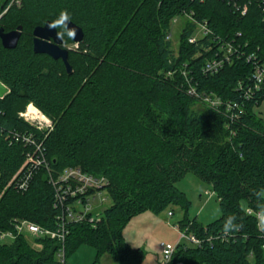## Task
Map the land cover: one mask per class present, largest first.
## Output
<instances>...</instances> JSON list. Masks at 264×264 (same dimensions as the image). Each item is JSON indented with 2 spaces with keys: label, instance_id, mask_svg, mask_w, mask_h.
<instances>
[{
  "label": "trees",
  "instance_id": "1",
  "mask_svg": "<svg viewBox=\"0 0 264 264\" xmlns=\"http://www.w3.org/2000/svg\"><path fill=\"white\" fill-rule=\"evenodd\" d=\"M244 4L242 15L236 7ZM0 5V28L22 26L15 48L0 43V82L8 88L0 98V230L9 229L13 219L52 229L60 210L44 168L24 191L9 184L27 150L9 137L13 131L33 132L43 139L53 174L75 166L108 180L109 206L95 227L68 226L65 258L87 244L96 258L108 253L119 264H140L144 251L125 242V224L146 211L185 209L188 202L175 183L190 172L210 186L220 215L205 225L185 216L177 228L201 243L178 242L169 264H264V230L254 214L264 213V119L254 112L264 85L248 100L238 89L253 70L245 56L264 62L260 0H0ZM184 14L205 22L211 33L189 43L195 25L186 19L174 49L168 38L172 20ZM63 19L81 27L79 43L72 42ZM46 21L54 24L62 47L76 46L68 50L70 74L60 59L32 51V30ZM223 42L241 56L204 74L205 61ZM189 86L222 100L243 99L242 110L232 122L223 108L201 104L198 111ZM29 103L50 119L46 134L18 118ZM229 219L234 227L225 230ZM57 247L56 240L21 235L0 243V264H58Z\"/></svg>",
  "mask_w": 264,
  "mask_h": 264
},
{
  "label": "built area",
  "instance_id": "2",
  "mask_svg": "<svg viewBox=\"0 0 264 264\" xmlns=\"http://www.w3.org/2000/svg\"><path fill=\"white\" fill-rule=\"evenodd\" d=\"M260 1L263 6L264 0ZM236 9H240V13L244 15L246 5L244 4L241 8L236 7ZM2 13H0V16ZM184 17L195 25L193 34L188 38L189 43H198L199 40L211 33L205 22L196 21L189 14H184ZM177 18L172 20V24L176 22ZM168 38L171 39V32ZM218 48L220 52H215L213 57L205 61L202 68L204 74H215L224 65L231 63L234 56H241L231 43L223 42ZM245 57L247 61L253 60V70L245 84L242 81L238 83V89L242 98L248 100L257 92H260L264 85V62L256 60L253 55ZM187 93L198 103L208 108L216 110L223 108L224 113L231 122L242 110L243 99L240 102L222 100L211 92H198L193 86H189ZM18 118L28 123L39 133L46 134L52 129L50 119L32 103L27 104L26 108L18 113ZM42 140L36 139L33 132L13 131L12 136L9 137V142H20L27 150L24 153L22 165L13 175L9 184H12L18 190L24 191L27 189L34 173L44 168L48 174L47 181L54 189L53 204H57L60 209L56 215L54 227L48 229L26 219H13L9 229L0 230V243L12 242L21 235L29 239L48 238L56 240L58 243L56 250L57 263L66 264L65 240L69 233L68 226L71 223H87L92 227L97 225L101 219V210L105 207L103 203L105 200H109L107 193L108 180L103 175H93L75 166L65 167L58 174H53L48 167ZM254 214L258 218V213ZM167 215L171 216L172 213L168 212ZM179 232L178 242L185 243L183 239H187L191 243L190 245H200L201 241L195 235L186 234V232L180 230ZM175 247L169 243L159 242L163 264L170 263ZM176 264L182 263L177 262Z\"/></svg>",
  "mask_w": 264,
  "mask_h": 264
},
{
  "label": "rangeland",
  "instance_id": "3",
  "mask_svg": "<svg viewBox=\"0 0 264 264\" xmlns=\"http://www.w3.org/2000/svg\"><path fill=\"white\" fill-rule=\"evenodd\" d=\"M186 21V17H178L172 24L171 41L174 49H177L179 32ZM69 49L75 45H65ZM26 108V107H25ZM195 109L203 110V106L197 103ZM254 112L264 119V99L254 108ZM175 186L184 192L188 205L183 209L180 205H170L159 214L146 211L140 213L125 224L122 235L126 243L133 248H141L144 258L140 264H163V257L159 248V242L169 243L176 246L179 241L180 232L178 223L186 216L195 219L200 224H207L220 215V210L214 193L210 186L201 181L194 174L187 172ZM264 198V192H263ZM110 201L105 200L104 206L108 207ZM171 211L172 215L167 213ZM186 245L191 243L183 239ZM66 264H119L108 253H103L96 258L95 250L87 245L81 244L66 257Z\"/></svg>",
  "mask_w": 264,
  "mask_h": 264
},
{
  "label": "water",
  "instance_id": "4",
  "mask_svg": "<svg viewBox=\"0 0 264 264\" xmlns=\"http://www.w3.org/2000/svg\"><path fill=\"white\" fill-rule=\"evenodd\" d=\"M1 8V5H0ZM64 29L68 32L72 42L79 43L83 38L81 27L68 19L62 21ZM22 26L18 25L15 29L5 32L0 28V43L5 49L16 47L21 36ZM62 37L58 34L54 24L46 21L43 25L35 26L32 30V51L35 54H45L54 60L60 59L67 74L72 72L68 62V50L62 47ZM8 93V88L0 82V98Z\"/></svg>",
  "mask_w": 264,
  "mask_h": 264
},
{
  "label": "clouds",
  "instance_id": "5",
  "mask_svg": "<svg viewBox=\"0 0 264 264\" xmlns=\"http://www.w3.org/2000/svg\"><path fill=\"white\" fill-rule=\"evenodd\" d=\"M258 227L261 229V230H264V213H258ZM225 230H228V229H231L234 227V225L231 223V219L227 220L225 222Z\"/></svg>",
  "mask_w": 264,
  "mask_h": 264
}]
</instances>
